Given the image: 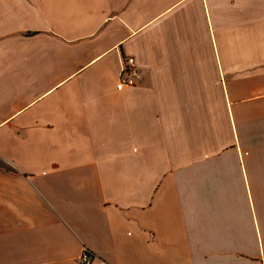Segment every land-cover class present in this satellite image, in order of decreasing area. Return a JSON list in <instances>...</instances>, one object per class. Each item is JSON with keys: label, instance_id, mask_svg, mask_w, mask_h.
I'll return each instance as SVG.
<instances>
[{"label": "crops", "instance_id": "1", "mask_svg": "<svg viewBox=\"0 0 264 264\" xmlns=\"http://www.w3.org/2000/svg\"><path fill=\"white\" fill-rule=\"evenodd\" d=\"M86 251L264 264V0H0V264Z\"/></svg>", "mask_w": 264, "mask_h": 264}, {"label": "built area", "instance_id": "2", "mask_svg": "<svg viewBox=\"0 0 264 264\" xmlns=\"http://www.w3.org/2000/svg\"><path fill=\"white\" fill-rule=\"evenodd\" d=\"M140 75L138 74L136 68H135V60L134 58H127L124 60L123 70L120 77V80L117 84V90L123 91L124 89L128 87L134 86V79H139ZM91 257H89V253L86 251L83 256V263L84 264H90Z\"/></svg>", "mask_w": 264, "mask_h": 264}]
</instances>
